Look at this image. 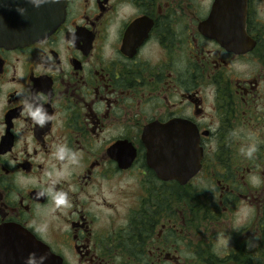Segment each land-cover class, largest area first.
Listing matches in <instances>:
<instances>
[{"label":"flooded vegetation","instance_id":"1","mask_svg":"<svg viewBox=\"0 0 264 264\" xmlns=\"http://www.w3.org/2000/svg\"><path fill=\"white\" fill-rule=\"evenodd\" d=\"M30 256L264 264V0H67L0 39V264Z\"/></svg>","mask_w":264,"mask_h":264},{"label":"water","instance_id":"2","mask_svg":"<svg viewBox=\"0 0 264 264\" xmlns=\"http://www.w3.org/2000/svg\"><path fill=\"white\" fill-rule=\"evenodd\" d=\"M66 2L49 0L39 7H33L29 0H17L12 3L13 9L5 8L6 1L0 0V39L15 44L43 39L60 24Z\"/></svg>","mask_w":264,"mask_h":264},{"label":"clouds","instance_id":"3","mask_svg":"<svg viewBox=\"0 0 264 264\" xmlns=\"http://www.w3.org/2000/svg\"><path fill=\"white\" fill-rule=\"evenodd\" d=\"M49 2V0H29V3L33 5V7H39L43 3ZM51 2H55V0H51ZM19 11L23 12L22 9ZM42 100V97L39 98ZM25 108L27 114L30 116V118L40 126H43L45 121L49 119L48 116L44 114V111L42 110L41 107L37 106L33 108L32 104H30L27 100L25 101ZM256 145L253 144L248 147V149L244 152V154L251 158L253 154L256 152ZM57 157L61 160L65 159L66 157L75 159V155L67 153L66 147L65 146H60L57 150ZM53 201L57 206H68V199L67 196L64 192H58L53 196ZM27 264H34V261L32 259V256H30L29 260L27 261Z\"/></svg>","mask_w":264,"mask_h":264}]
</instances>
